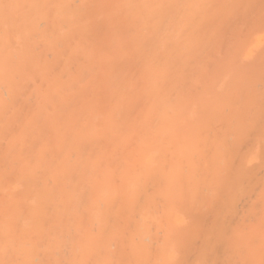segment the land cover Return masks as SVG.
<instances>
[{
	"label": "bare ground",
	"instance_id": "obj_1",
	"mask_svg": "<svg viewBox=\"0 0 264 264\" xmlns=\"http://www.w3.org/2000/svg\"><path fill=\"white\" fill-rule=\"evenodd\" d=\"M0 264H264V0H0Z\"/></svg>",
	"mask_w": 264,
	"mask_h": 264
}]
</instances>
